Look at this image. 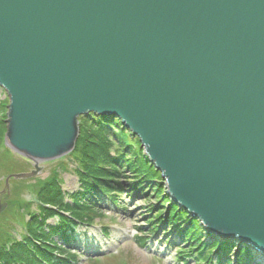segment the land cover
I'll return each instance as SVG.
<instances>
[{"label": "water", "instance_id": "1", "mask_svg": "<svg viewBox=\"0 0 264 264\" xmlns=\"http://www.w3.org/2000/svg\"><path fill=\"white\" fill-rule=\"evenodd\" d=\"M0 87L17 154L60 159L80 117L119 118L172 204L264 251V0H0Z\"/></svg>", "mask_w": 264, "mask_h": 264}, {"label": "rangeland", "instance_id": "2", "mask_svg": "<svg viewBox=\"0 0 264 264\" xmlns=\"http://www.w3.org/2000/svg\"><path fill=\"white\" fill-rule=\"evenodd\" d=\"M9 104V98L0 89V206L5 205V207H1L4 210L0 212V242L7 237L10 241L13 237H15V241L24 239L26 230L25 225L21 224V218L23 216L26 222L31 214H38L37 206L39 203L37 196L41 187L50 182V180L57 178L61 182L62 191L68 194L79 190L80 185L74 167V162L77 160L69 155L63 159L43 162L38 175L29 179H10L7 186L6 178L10 174L35 171V163L31 159L13 151L6 141ZM125 143H127L125 147L134 149L133 152L138 153L142 150L130 136L127 137ZM130 155L132 156L133 154L131 153ZM131 156L129 158H132ZM134 157L138 159L136 156ZM127 174L131 173L128 172ZM159 182L161 195L167 196L165 185H163L164 180H159ZM148 186L144 193H148L149 190L156 192L157 189H152L154 185ZM126 192L121 195L119 202L122 205L125 204L124 206L110 202L98 208L90 206L93 211L88 213V215L93 222L91 225L88 224L89 228L84 225L70 228L69 234H66L67 236L77 237L78 241L80 237L83 239L73 243L72 246H62V248L71 251L66 252V254L77 256L76 264H196L190 260L181 263V261L174 259L175 256L169 253H173L175 248L172 250L170 244L168 246L162 244V241H165L162 238L168 235H164L161 229H158L156 234L150 236L149 233L152 227L148 223L150 218H146L154 216V214L150 213V210H153L150 205L154 203V205L159 207L160 198L149 196L148 198L140 199L133 197L132 194L129 197ZM27 206H29V209L26 208ZM170 206H173L172 202L168 205L166 204L165 209ZM163 212L166 214L165 210ZM164 213L163 216H165ZM49 224H54V219ZM105 227L110 234L107 240L101 236V230ZM86 230H91L88 238L84 235ZM176 234V232L170 233V240ZM139 238H143V247L138 241ZM55 239L61 244V240L58 237ZM180 246L182 245L178 247Z\"/></svg>", "mask_w": 264, "mask_h": 264}, {"label": "trees", "instance_id": "3", "mask_svg": "<svg viewBox=\"0 0 264 264\" xmlns=\"http://www.w3.org/2000/svg\"><path fill=\"white\" fill-rule=\"evenodd\" d=\"M122 128L121 121L114 117L90 114L80 119V135L71 157L79 162L83 170V172L75 170L80 181L81 190L71 195L63 193L60 186L61 182L57 178L43 185L37 196L39 203L37 206L38 214H31L26 222L23 216L21 218V224L25 225L27 232L24 239L21 242H15L13 239L10 241L7 237L4 241L0 242V264H40L32 255L28 246H32L40 252L39 244L43 245L44 241H47L52 235L57 234L59 229H67L70 224L69 221L58 215L53 209L60 205H65L63 201L69 196L75 205H68L73 214L80 218L84 217L81 216V213H85L87 216L88 212L93 211L87 204L90 199L84 201V198L81 196H84L85 193H93L94 197H98L95 193L96 187H100L101 190H107L108 192L115 191L114 193H116L118 188L119 190L124 188L121 179L126 170L136 175L135 180L140 181L137 184H133L134 187L137 188L139 184L142 185L146 182H151L150 186L154 185V189H157L154 195L160 198L161 213H164L165 205L172 202V200L168 196L161 195V187L153 183V181L162 180L161 173L156 171L155 167L148 162L143 154V150L137 153L133 152L134 149L132 147H125L128 136L134 140L137 146L141 147V143ZM131 153L133 154L132 156L130 155ZM130 156L132 158H129ZM134 156L138 159H135ZM143 195L145 194L143 193ZM111 199L115 202L116 196H112ZM91 203L94 204L93 201ZM26 208L29 209V206ZM178 209V205L171 207L166 222L161 215H158L157 218L161 223L165 222L164 229L168 227L172 232L177 231L179 234H183L184 231L177 229V226H183V223L189 221L182 218L185 212L183 211L180 215L181 212ZM54 215H58V222L55 226H50L47 224V219L54 217ZM89 220L91 221V219ZM193 221L192 228L189 231H194L196 224L199 222L198 220ZM172 227L175 228L172 229ZM188 233L190 234V232ZM195 235L193 236L194 239L196 238ZM138 241H140L143 247V238H139ZM232 245L230 243H222V246L226 248H220L219 259L231 251L230 246ZM63 251L67 252L66 250ZM70 258L75 262V256L71 255ZM46 259L49 264H70L67 259L59 260L52 256H48ZM204 259L206 260L207 257H204ZM238 264H247V260L242 257V254L238 256Z\"/></svg>", "mask_w": 264, "mask_h": 264}, {"label": "bare ground", "instance_id": "4", "mask_svg": "<svg viewBox=\"0 0 264 264\" xmlns=\"http://www.w3.org/2000/svg\"><path fill=\"white\" fill-rule=\"evenodd\" d=\"M122 129L125 132L129 133V135H132L133 137L136 138V136H134L132 134V131L130 129L125 128L124 125H123ZM143 154L145 155V157L147 156L145 154V150L144 149H143ZM36 161H38V162H36ZM36 161H34L33 163H36L39 166V168H40L41 163H43V162L42 161L40 162L38 159H36ZM150 163L155 167V165L151 161H150ZM155 169H156V167H155ZM156 171H157V169H156ZM178 206H179L178 211L181 212L180 215L182 214L183 211L185 212V214L182 215V218L186 219L189 222L183 223L184 224L183 226H177V229L183 230V231H187L185 226L189 225L191 223V221H193V220H195V221L198 220L199 222H202V224L200 225V228L199 229H195L194 232H203V233H207V234H209L211 236L222 237V233L220 235V233L214 231V229H212L209 224H206L205 222H203L201 220V218H199L195 212L190 211V210H189V212H187V209L183 208V206H181V205H178ZM173 228H175V227H172V229ZM223 238H228L233 245H236V248H237V250L239 252V255L242 254V257L247 260V264H264V251L263 250L244 247L243 245L238 243L236 240H234L230 236L223 237Z\"/></svg>", "mask_w": 264, "mask_h": 264}]
</instances>
